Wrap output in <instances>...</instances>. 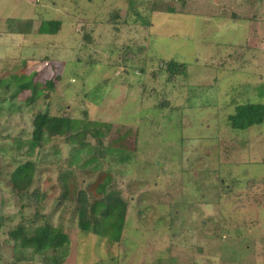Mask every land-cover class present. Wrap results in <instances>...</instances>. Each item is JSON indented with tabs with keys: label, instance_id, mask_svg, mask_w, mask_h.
Listing matches in <instances>:
<instances>
[{
	"label": "rangeland",
	"instance_id": "1",
	"mask_svg": "<svg viewBox=\"0 0 264 264\" xmlns=\"http://www.w3.org/2000/svg\"><path fill=\"white\" fill-rule=\"evenodd\" d=\"M245 103H264V0H0V264H264V121L228 118ZM43 110L78 131L34 143ZM80 191L123 224L83 232ZM45 224L68 243L13 235Z\"/></svg>",
	"mask_w": 264,
	"mask_h": 264
},
{
	"label": "trees",
	"instance_id": "2",
	"mask_svg": "<svg viewBox=\"0 0 264 264\" xmlns=\"http://www.w3.org/2000/svg\"><path fill=\"white\" fill-rule=\"evenodd\" d=\"M172 12V11H169ZM60 29V22L49 20L42 22L38 27V32L46 34H55ZM183 67L182 64L171 61L169 68L172 69L173 73H180L179 67ZM46 86H52V82L45 81ZM20 90L29 88V83H22L18 86ZM32 94L27 96L26 99L28 104L34 100L36 92V85L30 87ZM229 122L231 127L236 129H246L252 125L261 124L264 121V103H245L238 105L234 114L229 115ZM33 130L31 133V139L34 143H41L43 140L51 138L53 136H62L70 134L74 131H78L75 126V120L59 115H50L47 111H39L36 113L32 120ZM78 135V134H77ZM30 170L28 164L18 166L13 172L14 186L23 188L29 182ZM100 188H104L103 184L99 185ZM78 217H79V228L83 232L95 231L96 229L92 225L89 216L92 217V221L98 223L100 219H109L113 226L117 224H123L125 217V203L119 198L107 197L106 202L101 200L96 201L91 205L87 201L86 195L83 191L79 192L78 196ZM96 204V205H95ZM101 205L102 209L96 213L95 206ZM96 214V215H94ZM14 237L20 238V243L23 246H31L36 251L42 249H58L68 243L67 235L58 228L51 227L48 224L34 228L32 234L25 235L23 227H18L13 233Z\"/></svg>",
	"mask_w": 264,
	"mask_h": 264
},
{
	"label": "crops",
	"instance_id": "3",
	"mask_svg": "<svg viewBox=\"0 0 264 264\" xmlns=\"http://www.w3.org/2000/svg\"><path fill=\"white\" fill-rule=\"evenodd\" d=\"M36 25H37V23H36ZM38 27H39V25L37 26V28H36V29H38Z\"/></svg>",
	"mask_w": 264,
	"mask_h": 264
}]
</instances>
